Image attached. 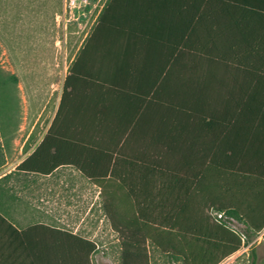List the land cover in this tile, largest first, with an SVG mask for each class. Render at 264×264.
<instances>
[{
  "label": "trees",
  "instance_id": "trees-1",
  "mask_svg": "<svg viewBox=\"0 0 264 264\" xmlns=\"http://www.w3.org/2000/svg\"><path fill=\"white\" fill-rule=\"evenodd\" d=\"M17 82L0 67V137L17 106L4 92ZM64 165L99 190L120 264H152L149 247L179 264H220L239 252L264 230V0H108L47 134L0 178V199L10 177ZM213 213L242 224L245 242ZM0 223L36 237L4 214ZM55 233L76 242L56 264H91L95 242Z\"/></svg>",
  "mask_w": 264,
  "mask_h": 264
},
{
  "label": "rangeland",
  "instance_id": "rangeland-1",
  "mask_svg": "<svg viewBox=\"0 0 264 264\" xmlns=\"http://www.w3.org/2000/svg\"><path fill=\"white\" fill-rule=\"evenodd\" d=\"M107 1L0 0V67L18 78L12 91L4 92V96L14 95L17 106L9 109L13 117L6 119L7 133L0 137V144H5L0 175L24 156L22 144L29 130L34 129L32 136L38 137L50 126L68 70ZM99 205L97 198L95 210L88 216L78 206V213L72 216L79 224L77 234L98 244L91 264H120L118 237ZM236 226L243 232L242 224L236 221ZM251 250L254 264H264V230L222 264H251ZM149 251L152 264H179L150 247Z\"/></svg>",
  "mask_w": 264,
  "mask_h": 264
},
{
  "label": "crops",
  "instance_id": "crops-1",
  "mask_svg": "<svg viewBox=\"0 0 264 264\" xmlns=\"http://www.w3.org/2000/svg\"><path fill=\"white\" fill-rule=\"evenodd\" d=\"M72 113L75 114L74 111ZM48 130L49 127L38 134V137L32 136L34 129L29 130L22 144L23 150L26 149L24 156L8 173L38 147ZM54 133L72 136L82 132L75 128H57ZM53 140L62 145L66 142L71 144L73 138L57 137ZM8 173L1 174L0 178ZM6 188L7 197L0 199V214L7 217L18 233L34 229L36 237L24 238L0 223V264H47L51 261L56 264L63 245H73L76 242L57 238L55 232L66 231L78 235L79 224L72 216L78 213L80 204L83 209L81 214H93L96 199L99 198L96 186L71 165L61 166L48 175L12 176L7 180ZM44 235H54V238H45ZM80 237L93 242L87 237Z\"/></svg>",
  "mask_w": 264,
  "mask_h": 264
},
{
  "label": "built area",
  "instance_id": "built-area-1",
  "mask_svg": "<svg viewBox=\"0 0 264 264\" xmlns=\"http://www.w3.org/2000/svg\"><path fill=\"white\" fill-rule=\"evenodd\" d=\"M212 215L217 220L224 221L227 225V228H229L232 232L238 234L242 243L245 242L246 240L245 234L242 231L237 229L236 220H234L233 218H227L221 213H213Z\"/></svg>",
  "mask_w": 264,
  "mask_h": 264
}]
</instances>
